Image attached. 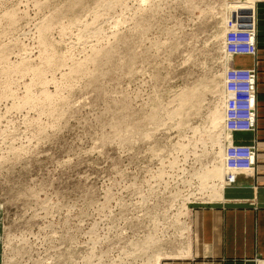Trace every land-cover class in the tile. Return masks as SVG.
<instances>
[{
    "label": "rangeland",
    "instance_id": "374dc122",
    "mask_svg": "<svg viewBox=\"0 0 264 264\" xmlns=\"http://www.w3.org/2000/svg\"><path fill=\"white\" fill-rule=\"evenodd\" d=\"M258 7L0 0L5 264L104 262L123 241L120 261L151 264L187 245L191 210L222 197L224 40L234 19L258 36Z\"/></svg>",
    "mask_w": 264,
    "mask_h": 264
},
{
    "label": "crops",
    "instance_id": "0c3cea01",
    "mask_svg": "<svg viewBox=\"0 0 264 264\" xmlns=\"http://www.w3.org/2000/svg\"><path fill=\"white\" fill-rule=\"evenodd\" d=\"M257 12V57L228 55L232 59V67L256 69L258 72L257 127L255 132L249 134L227 132L226 111L231 103L226 101L223 129L226 133L224 143L230 139L234 144L238 142L256 147L255 174L253 177L239 176L233 185H228L226 176L224 179L228 171L225 166L226 145L223 143L221 200L191 210L187 245L169 251L173 256L159 260L158 264H264V7H258ZM235 16L241 20L246 17L238 11ZM234 21L231 30H245L248 27L245 22L240 25ZM4 228L0 215V264H5Z\"/></svg>",
    "mask_w": 264,
    "mask_h": 264
},
{
    "label": "built area",
    "instance_id": "2783aa9c",
    "mask_svg": "<svg viewBox=\"0 0 264 264\" xmlns=\"http://www.w3.org/2000/svg\"><path fill=\"white\" fill-rule=\"evenodd\" d=\"M255 22V21H254ZM224 50L229 56L258 55V36L255 23L246 30H230L224 40ZM258 72L256 69H241L230 67L225 73V94L229 103L233 106L226 111L225 128L231 134L253 133L257 127L258 104ZM257 163V151L254 145L229 144L225 151V166L228 171L226 180L228 185H233L239 176L253 177ZM117 245V244H116ZM106 245L100 249H106L111 253L106 260H96V255L91 257L88 264H114L108 262V258L118 261V264H137L136 261H128L123 257L120 261L115 255L122 253L129 245ZM120 252V253H118ZM114 253H116L114 255ZM95 258V260H93ZM80 257H76L73 264H82ZM126 260V261H125ZM72 264V262H70Z\"/></svg>",
    "mask_w": 264,
    "mask_h": 264
},
{
    "label": "bare ground",
    "instance_id": "6f19581e",
    "mask_svg": "<svg viewBox=\"0 0 264 264\" xmlns=\"http://www.w3.org/2000/svg\"><path fill=\"white\" fill-rule=\"evenodd\" d=\"M49 59H50V58H49ZM53 60H54V59L52 58V60L50 59V62L48 61V62H49V65H51L52 63H54ZM55 60H56V59H55ZM0 61H1V60H0ZM50 63H51V64H50ZM17 68H18V67H17ZM13 69H14V68H13ZM15 70H16V69H15ZM27 99H28V98H27ZM32 99H33V98H32ZM52 99H53V98H52L51 96L46 95V100L52 101ZM46 100H45V101H46ZM150 238H151V236H150ZM148 241H149V240H148ZM152 242H153V241H152ZM154 242H155V241H154ZM153 244H155V243H153ZM153 244H152V245H153ZM150 246H151V245H150ZM158 256H159V255H158ZM142 258H143V257H142ZM158 258H159V257H158ZM139 259H140V258H139ZM121 260H122V258H121ZM141 260L143 261V259H141ZM148 260H150V259H148ZM160 260H161V259H160ZM136 262H137V261H136ZM147 263H149V261H148ZM150 263H151V262H150ZM114 264H115V262H114ZM151 264H158V261H154V260H153V263H151Z\"/></svg>",
    "mask_w": 264,
    "mask_h": 264
}]
</instances>
